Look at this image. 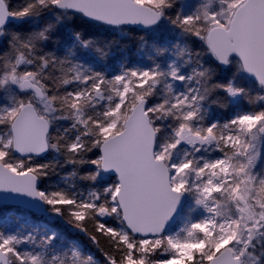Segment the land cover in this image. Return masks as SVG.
<instances>
[{"label": "snow or ice", "instance_id": "obj_1", "mask_svg": "<svg viewBox=\"0 0 264 264\" xmlns=\"http://www.w3.org/2000/svg\"><path fill=\"white\" fill-rule=\"evenodd\" d=\"M124 29L148 63L110 70ZM9 200L102 260L0 221V264H264V0H0Z\"/></svg>", "mask_w": 264, "mask_h": 264}, {"label": "rangeland", "instance_id": "obj_2", "mask_svg": "<svg viewBox=\"0 0 264 264\" xmlns=\"http://www.w3.org/2000/svg\"><path fill=\"white\" fill-rule=\"evenodd\" d=\"M141 30H136V33H139ZM136 33H129L126 31L124 34L112 33V36L119 41V44L113 46L112 54L109 56L108 60L110 62V70H116L119 67L121 60L126 59L128 63L135 64H147L148 61L145 59L142 52L137 51L135 35ZM111 38V37H109ZM199 44V41H197ZM121 45H126L127 47L124 50H119ZM55 154L48 155L45 159L52 160L55 159ZM63 174L70 170L69 166H65L63 169ZM62 174V175H63ZM60 180V179H59ZM59 180L57 182H59ZM82 190H86L87 184L82 181H78ZM0 221H6V228L8 230H13L20 225H25V227L35 226L37 224L48 225L49 227L56 228L59 232L64 235L73 237L77 234H82L74 229L72 226L67 224L65 220L60 219L59 217L48 216L47 221L43 220H33L31 218V213L21 207L15 206H6L0 205ZM175 230V229H173ZM74 238V237H73ZM79 240V239H78ZM82 247L91 252L93 255L94 252L90 251L89 246L79 240Z\"/></svg>", "mask_w": 264, "mask_h": 264}, {"label": "trees", "instance_id": "obj_3", "mask_svg": "<svg viewBox=\"0 0 264 264\" xmlns=\"http://www.w3.org/2000/svg\"><path fill=\"white\" fill-rule=\"evenodd\" d=\"M131 28V27H129ZM137 30V29H136ZM128 31V29H124L123 30V34ZM117 34H122L121 32H115ZM48 157V156H47ZM58 173V174H57ZM57 173H54L51 178H50V182L51 183H56L59 179L60 176L63 174V170L62 169H57ZM31 218L33 220H43V221H47L48 217H38L34 214H31ZM74 238H77L79 240H81L82 242L86 243L89 246L90 251L94 252L95 256H97L98 259L102 260V257H100L99 253L97 252L96 248L94 245H92L89 241L88 238L86 236H84V234H77L76 236H73Z\"/></svg>", "mask_w": 264, "mask_h": 264}, {"label": "water", "instance_id": "obj_4", "mask_svg": "<svg viewBox=\"0 0 264 264\" xmlns=\"http://www.w3.org/2000/svg\"><path fill=\"white\" fill-rule=\"evenodd\" d=\"M129 27L136 28L138 30H141V28H142V26H135V25H130ZM0 205L21 207V208H24V209L30 211L34 215L39 216V217H47V216H49L46 213L38 212L35 208H33V207L29 206V205H26V204H23V203H20V202H17V201L9 200V201H6V202H0Z\"/></svg>", "mask_w": 264, "mask_h": 264}]
</instances>
